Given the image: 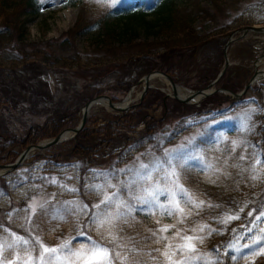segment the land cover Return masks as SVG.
Here are the masks:
<instances>
[{
	"label": "rangeland",
	"instance_id": "obj_1",
	"mask_svg": "<svg viewBox=\"0 0 264 264\" xmlns=\"http://www.w3.org/2000/svg\"><path fill=\"white\" fill-rule=\"evenodd\" d=\"M57 1L38 0L42 9L40 15L28 23L29 44L45 50L54 49L56 57H63L70 55L71 51L66 46H60L59 41L65 38L64 34L77 20L80 27L86 18L101 17L98 9L123 5L137 8L144 4L151 8L145 11L151 12L155 4L162 0H59L63 9L52 12ZM70 1L75 2L73 7L68 5ZM173 3L178 12L176 21L185 19L184 15L197 10V7L204 11L188 33L194 34L192 39L195 40L206 38L197 45L198 52L195 49L192 53L195 63L190 61L191 54L187 46L180 50L182 53L169 55L171 61L180 68L178 74L182 77L175 82L179 88L199 90L206 87H196L201 84L198 80L200 72L206 68L201 60L204 57L208 61L207 66H212V63L220 72L224 65L223 49L230 38L236 41L226 49L229 66L215 86L216 89L238 93L254 74L264 69V32L250 30L246 33L244 30L264 28V0H173ZM150 20H153L151 16L148 17ZM136 33L132 41H125L117 54L122 57H149L162 65L166 58L161 57L168 53L167 50L183 42L180 35L175 36L178 33L162 35V38L142 28ZM188 45L190 48V43ZM218 46L222 47L219 68L215 52ZM74 47L83 56L90 59L97 57L87 35L76 36ZM15 58L14 55L4 54L0 57V64L11 67ZM123 60L120 59L121 63ZM21 65L22 62L16 68ZM155 71L170 75L161 69L150 73ZM145 75L135 78L133 74L134 80L125 89H119L112 81V87L101 86V93L94 96H107L112 103L119 104L131 90L133 102L124 112L98 105L90 109L85 121L88 123L87 132L80 137L81 141L77 144L79 148L76 147L86 151L84 157L90 160H86L87 164L81 166L78 163L76 157H81L83 153L75 152L76 142L72 143L69 139L34 153L24 165L0 177V237L7 236L12 240V234H15L29 241L23 248L32 249L31 252H25L18 248L15 254L2 250L0 264H48L49 257L53 255L57 259L52 260L51 264H69L65 259L67 252L60 251L61 245L65 243L73 251L81 250L84 259L77 260L76 264H87L90 254L86 250L92 243L107 249L108 264H173L181 256L176 245L183 243L186 236L199 239L193 241L194 251L185 249L184 254L193 257L185 264H264V79L256 80L254 86L239 100L215 92L188 104L167 97L169 82L158 78L150 81L152 87L141 99L143 86L139 80ZM46 81L52 93L58 96L60 89L56 77L48 75ZM7 83L10 86L8 94H14L13 85ZM7 83L0 78L2 93L5 92L1 90L2 86ZM224 85L236 91L226 89ZM150 90L160 95L148 98ZM8 105H0V119L4 118L6 129L19 139H25L27 127L46 123L47 114H33L32 105L24 95H15ZM181 105L188 108L184 109ZM82 106L75 110L73 118L57 135L79 125ZM132 111L141 114L131 120L129 128L138 127L134 132L122 134L136 142L143 132L159 124L154 142L143 143L139 150L128 148L123 151L122 146L111 145L108 138L91 130L94 121L100 126L114 121L115 117L120 123ZM171 112L174 114L169 116ZM175 115L182 118L170 120ZM245 121L246 127H242ZM57 135L45 136L36 144L26 147L27 141L17 142L9 152L13 160H1L7 156L5 154L0 158V165L15 162L26 148ZM111 153V160L107 156L103 157ZM169 154L179 158L171 161V168L165 165L167 179L164 172L153 171L152 178L146 183L138 181L133 186L134 190L124 188L126 183L134 179V173L141 164L152 168L158 162L168 160ZM69 157L70 160H67ZM255 159H259L261 164L255 165ZM253 167L256 168L255 173L251 171ZM173 171L174 176L171 175ZM108 184L112 187H108ZM139 184H145V187L140 188ZM97 186L103 188V195L132 205L130 210L126 206L120 209L126 215L114 220V228L111 225L100 227L97 218L106 206L102 196L97 194ZM173 186L177 191L183 189L192 200L189 206L178 197L176 202L183 212H176L175 215H172L173 201L163 194ZM148 193L155 194L154 206L143 203L144 199L149 198ZM195 204L201 206L196 208ZM201 226L203 231H199ZM164 228L168 231H161ZM213 235L220 237V243L214 245L219 251V258L203 247L209 246L206 242ZM224 238L227 241L222 240ZM166 245H171V248ZM43 247L56 248L58 251L56 254L43 253ZM164 251L176 252L171 262L162 256ZM39 253H43V260L39 258ZM94 264H103V261H95Z\"/></svg>",
	"mask_w": 264,
	"mask_h": 264
},
{
	"label": "trees",
	"instance_id": "obj_2",
	"mask_svg": "<svg viewBox=\"0 0 264 264\" xmlns=\"http://www.w3.org/2000/svg\"><path fill=\"white\" fill-rule=\"evenodd\" d=\"M68 5L73 7L75 2L70 1ZM55 7L52 12L62 9L59 0L56 2ZM82 7L84 8V6ZM41 9L42 4L38 0H0V57L4 54H11L16 57L11 67H4L3 64H0V78L5 83L10 82L14 87L13 92H15L12 95L8 94L10 86L8 83L3 85L1 90H5V92L2 93L0 91V105L9 106V101H12L15 95H24L29 100L30 105H32L31 111L33 114H47L46 123L43 125L27 127L28 130L23 137L25 139H19L15 134L6 129L4 118L0 119V158L7 154L1 160H13L9 152L17 142L23 143L27 141L24 145L26 147V145L36 144L38 140L45 138V136L57 135L66 126V123L73 118V114L77 108L84 105L92 97L100 94L102 91L101 86L112 87V81L117 84L119 89H125L134 80L133 74L137 78L150 73V71L161 69L165 73L170 74L169 76H171L174 82H177L182 77L178 74L180 68L179 65L171 61L169 55L182 53L180 50L187 46L188 51H190L189 54H191L190 61L195 63V55L192 53L195 49L197 50V45L206 39L195 40L192 39L194 34L188 33L194 21L199 17V14H204V11L197 7V10L187 12L184 15L185 19H179V22L176 21L175 16L178 12L173 0H162L155 4L154 8H152L154 11L151 12L145 11L151 8L144 4L137 8L123 5L115 8L98 9L101 17L91 16L86 18L84 25L80 27L77 20L76 24L64 34L65 38L59 41V45L62 47L66 46L71 51V54L56 57L53 53L54 49L45 50L38 45L29 44L30 32L28 23L40 15ZM23 15H26L25 18H23ZM150 16L153 20L148 21V17ZM139 28L158 35V38L164 37L162 35L167 36L170 33H178L175 36L180 35L183 42L175 44L172 49L167 50L168 53L161 57V59L166 58L162 65L155 63L149 57H122V55L117 54V50L126 43L125 41H132ZM182 29L183 31H180ZM82 35L89 37L90 46L94 47L93 52L97 54V57L90 59L76 50L74 40L76 36ZM175 36L173 35L172 37ZM188 43L191 45L190 48ZM52 44L54 43H48V45ZM30 49L31 51L29 52ZM221 51L222 47L220 46L215 49L218 68L221 61ZM121 58L124 59L123 63L120 61ZM21 62L20 68H16ZM201 63L206 68L203 72H200L201 76L198 80L201 84L196 87L208 85L218 74L217 68L212 63V66H207L208 61L204 57ZM51 74L56 77V84L60 89L58 96L52 93L46 81V77ZM224 88L236 91L228 85H224ZM240 88L241 86L237 89ZM157 95L160 94L150 90L147 97ZM48 106L52 108H48ZM181 106L184 109L188 108L186 105ZM34 107H36L35 110ZM41 107L42 109H37ZM140 114L141 112H129L120 123H118L115 117L113 118L114 121L105 122L100 126L94 121L91 130L104 135V137L108 138L111 145L114 143L115 145L122 146L123 151L128 148L139 150L143 146V143L154 142L155 131H157L159 126L157 124L151 130L143 132L137 142L135 139H130L123 135V132L130 133L135 131L138 126L129 128V125L132 123L131 120H135ZM173 114L174 112H171L169 116ZM178 116H171L170 120L182 118ZM87 124L85 122L81 131L70 141L72 143L76 142L75 152L83 153L80 155L81 157H76L81 166L83 163L87 164L86 160L88 158L84 157L86 151L81 148L78 149L79 145L77 144L81 141L80 137L86 134ZM152 130L154 131L152 132ZM152 137L153 141H151ZM118 153H121V151H118ZM106 156L110 160L113 157L112 153L103 155L104 158ZM67 160H70V157ZM82 169L84 170V167ZM127 238L128 240L130 239V237ZM219 239L220 237L217 235L209 236L206 242L209 246H203L205 251L208 250L215 258H219V251L214 246L220 243ZM222 240H226V238ZM225 260H228V258H225Z\"/></svg>",
	"mask_w": 264,
	"mask_h": 264
},
{
	"label": "snow or ice",
	"instance_id": "obj_3",
	"mask_svg": "<svg viewBox=\"0 0 264 264\" xmlns=\"http://www.w3.org/2000/svg\"><path fill=\"white\" fill-rule=\"evenodd\" d=\"M250 118V114H249ZM242 127H246V121L244 124H242ZM178 156H173L169 154V159L164 161V162H158L154 167L150 168L147 165H140V169L134 173V179L130 183H126L124 185V188L126 190H134V185H137L138 181H144L145 183L149 181L152 178V172L153 171H159V172H164L165 173V179L168 178V173L167 169L165 168V165H168V168H171V161L178 159ZM189 159H195V157H188ZM240 159H243V157H240ZM255 165H260L261 161L259 159L254 160ZM253 173L256 172V168L253 167L251 169ZM171 175H175L174 171L171 172ZM253 179H255V175H253ZM140 188H144L145 184H139L138 185ZM108 187H112L111 184H108ZM97 194L102 196V200L105 203V211L102 212V214L97 218L100 227L104 228L109 225H111L113 228L115 227V224L113 223L114 220L119 219L121 216L126 215V213H121L120 209L122 207H127L129 210L131 209L132 205L127 204L125 205L123 202H120L118 200H114L112 197L103 195V188L100 186H97ZM163 194L171 199L173 201V204L171 207H173L174 211L172 212V215H175L176 212H183V208L180 207L179 203H177V198H181L182 201L186 204L191 206L192 205V200L188 196V194L183 190L180 189L179 191L176 190L175 186H173L171 189H168L167 191L163 192ZM147 199L143 200V203L145 205L152 204L153 206L155 205V194L153 193H148ZM203 203V202H201ZM201 205L200 204H195L196 208H199ZM32 211H35V204L32 206ZM264 214V213H262ZM62 218V217H60ZM238 217H227V219H235ZM226 222V221H225ZM197 229H193V231H196ZM161 231H168L167 228L162 229ZM199 231H203V226L199 228ZM14 236V239L9 240L7 236L0 237V251L2 250H8L10 254H15L17 249L20 248L25 252H31L32 249L30 248H23L24 245L29 244V241L26 239H23L21 237L15 236V234H12ZM103 235V233H101ZM155 235V234H153ZM164 239H167L166 237ZM199 239L198 237H193V236H186L183 238V243L176 245V248L179 250L181 253V256L173 262V264H185L186 261H190L193 259V257L185 255V249H188L190 251L195 250V245L193 243L194 240ZM37 243H39L37 241ZM166 247L171 248V245H166ZM56 248H47L43 247V253H52L56 254L57 253ZM61 252H67V256L65 257L66 260H68L69 264H76V261L79 259H84L82 256L81 250H76L73 251V249L69 246L68 243H65L61 245L60 247ZM88 254H90V259H88L87 264H94L95 261H103V264H108V256L109 253L107 249H104L102 247H98L95 243H92L90 247L86 250ZM43 253H39V258L43 260ZM176 255V252H170V251H164L162 253V256L165 258L166 261L171 262L172 257ZM117 256L119 254L117 253ZM57 259L55 255L50 256L48 259V264H51L52 260Z\"/></svg>",
	"mask_w": 264,
	"mask_h": 264
},
{
	"label": "water",
	"instance_id": "obj_4",
	"mask_svg": "<svg viewBox=\"0 0 264 264\" xmlns=\"http://www.w3.org/2000/svg\"><path fill=\"white\" fill-rule=\"evenodd\" d=\"M246 31V33L250 30L252 31H256V32H264V28L263 29H254V28H246L244 29ZM235 33H233L232 35H234ZM231 35V36H232ZM235 39L230 38L227 43L225 44V48L223 50V58H224V65L223 68L220 70L219 74L217 75L216 79L210 83L207 87L203 88V89H199V90H186L189 93L188 97H181L177 94L176 92V88L178 87L172 80L171 78L160 72V71H155L152 73H149L145 76H143L140 80L139 83L142 84L143 86V92L141 94V99L144 96L145 92L150 89L152 86L149 85L150 81L153 79H163L166 80L167 82H169L170 85V93L167 94L168 96H171L173 99H175L176 101H179L181 103H188L191 104L192 102H195L199 99H203L206 98L207 96L215 93V92H222L224 93L229 99H240L246 92L247 90L254 85V83L256 82L258 75L254 74L251 78V80L249 81V83L247 85L244 86L243 90L240 93H233L231 91L225 90V89H216L215 86L218 84L219 80L222 78V76L224 75L225 70L228 68L229 63L228 60L226 58V49L227 47L232 43L235 42ZM258 73V72H257ZM165 81V82H166ZM131 94V90L128 92L127 97L122 101V103L129 97V95ZM195 97H198L197 99H195ZM98 101H106L107 106L117 112H124L127 111L129 109L128 107H117L116 103H112L110 101V99L107 96H97L91 100H89L88 102H86L84 104V106L80 109V112L82 114L81 116V121L79 123V125L74 128V129H70V130H66L61 132L59 135H57L55 138H52L50 140L44 141L36 146H31L26 148L18 157V159L8 165H0V177H4L6 175H8L9 173L15 171L17 168L21 167L34 153L37 152H42L46 149L52 148L54 146H57L61 143H63L64 141H67L69 139L74 138L83 128L86 119L88 118V114L90 109L95 106L97 104ZM121 104V103H119Z\"/></svg>",
	"mask_w": 264,
	"mask_h": 264
},
{
	"label": "bare ground",
	"instance_id": "obj_5",
	"mask_svg": "<svg viewBox=\"0 0 264 264\" xmlns=\"http://www.w3.org/2000/svg\"><path fill=\"white\" fill-rule=\"evenodd\" d=\"M260 74H261V76H258L257 80L264 79V69L262 71H260ZM149 85H151V84L149 83ZM167 92L170 93V90L168 89ZM176 92L181 97H188L189 96V93L186 90L179 88V87L176 88ZM130 95L123 103L118 104L116 106L121 107V108L122 107H128V106L130 107V104L133 102ZM197 98L198 97H195V99H197ZM96 105L102 106L105 108L108 107L106 101H98Z\"/></svg>",
	"mask_w": 264,
	"mask_h": 264
}]
</instances>
